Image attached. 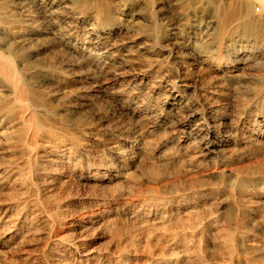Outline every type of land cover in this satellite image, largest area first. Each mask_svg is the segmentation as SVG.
<instances>
[{"label":"bare ground","instance_id":"obj_1","mask_svg":"<svg viewBox=\"0 0 264 264\" xmlns=\"http://www.w3.org/2000/svg\"><path fill=\"white\" fill-rule=\"evenodd\" d=\"M260 1L234 0L233 8L224 11L216 20H211L212 42L221 57L223 50L228 53L233 50L235 61L243 64L258 59L259 50L248 46L238 49L237 44L244 38H254L264 27V17H258L253 11L255 3ZM161 3L160 0H0V146L3 145V149L12 155L10 160L0 162V191L7 188L6 195L10 201L6 205L0 201V233L12 240L36 231L40 209L35 200L26 198V194L36 191L40 195L43 187L51 182L63 183L70 179L75 174V169L70 168L76 151L99 131L94 129L92 123L72 122V110L61 109L60 105L53 103L51 88L66 87L68 80L55 77L53 70L31 60V40L40 33H54L60 29L59 10L62 7L70 8L68 22L71 29L59 37V42L81 54L83 63L88 67L85 77L100 89L103 80L116 76L128 66L117 58L114 49L117 40L142 16L152 22L153 13L161 9ZM12 5L37 8L39 14L44 16L45 26L33 27L31 23L38 22L36 17L27 20L16 17L10 9ZM98 26L102 30L118 27L119 31L110 39L111 35L96 33ZM150 29V36L154 40L152 58L157 63L149 58L143 60L134 56L130 60L140 67L139 71H131L129 79L132 85H145L152 92L162 93L167 98V104L174 105L183 99L188 89L197 92V86L188 73H183L172 64H162L161 60H173V49L170 47L173 40L185 44L189 38L186 35L176 37V32L168 33L158 29L155 24ZM111 40L115 42L113 47L108 45ZM228 63L225 61L211 68L219 72V78L223 81V68ZM233 67L235 72L231 77L239 75L237 71L243 65ZM46 85L53 86L47 89ZM210 98L211 95L201 92L196 102L183 101L180 130L199 138L201 155H216V182L206 188H194L191 194H155V203L151 205L153 208L150 207L147 212L132 211L127 216L143 218L154 224H180V229L168 239L171 258L162 255L156 259L157 264H185L192 259L203 260L206 264H264V162L252 167L233 166L228 173L225 170L227 166L248 159L252 154L264 153V128L250 127L258 132V136L242 140L228 135L224 137L221 130L223 112L210 103ZM253 106L264 119V106L259 97ZM201 110V120L191 127L190 123ZM241 125L245 127V122ZM104 134L107 143L113 144L106 152L107 163L97 165L92 174H80L79 178L99 185H110L121 178L128 179L130 169L141 155L129 157L122 146L115 143L112 132ZM138 135L142 139L144 131ZM43 138H50L51 142L39 150V141ZM241 145L248 148L246 152L228 153L230 148ZM41 152L47 154L48 158L43 159ZM176 156L182 157L179 154ZM44 162L60 166L51 167V170L42 169ZM34 168L36 171H33ZM24 169H28L31 175L27 174L28 171L25 174ZM148 170L154 181L166 179L163 172L154 166L148 167ZM198 170L196 166L188 167L185 175L194 178ZM19 194L25 196L18 197ZM123 195H115L114 202L119 203ZM49 196L45 195L44 198ZM99 203L108 202L103 200ZM121 213L125 214L124 211ZM119 231L117 229V233ZM83 246L78 241L55 242L52 250L58 255L56 262L88 264L91 257ZM97 263H100V259Z\"/></svg>","mask_w":264,"mask_h":264},{"label":"rangeland","instance_id":"obj_2","mask_svg":"<svg viewBox=\"0 0 264 264\" xmlns=\"http://www.w3.org/2000/svg\"><path fill=\"white\" fill-rule=\"evenodd\" d=\"M160 1L161 9L153 13L152 22L142 16L116 43L112 40L108 42L112 47L115 43L117 58L128 66L116 76L103 80L100 89L85 77L88 67L83 63L81 54L59 42V37L71 29V23L68 22L70 8L62 7L59 10L58 19L62 23L60 29L54 33H40L31 40V60L43 68L53 70L55 77L68 80L66 87L48 86L52 87L53 103L60 105L61 109L72 110V122L92 123L94 129L99 131L76 151L70 168L75 169V174L70 179L63 183L51 182L41 188V196L36 191L26 194V198L35 200L40 209L37 229L24 238L12 240L0 233V264H63L56 262L58 255L52 250V245L55 242L73 241L84 245L83 249L91 257L88 264H98L99 259V264H157L156 259L162 255L171 258L168 239L180 229V224H154L155 222L145 221L143 218H129L127 214L132 211H149L155 203V194H191L194 188H206L216 182V155H201L199 138L180 130L184 102H196L201 92L211 95L210 103L223 112L221 130L224 137L228 135L242 140L258 136V132L252 131L250 127L264 128V119L253 106L258 97L264 106V27L254 38H244L237 44L238 49L248 46L260 51L258 59L243 64L235 61L233 50L229 53L223 50L221 57L212 42L211 20H216L224 11L233 8L234 0ZM11 8L16 17L22 20L36 17L38 22L31 23L33 27L45 26L44 16L39 14L37 8L14 5ZM253 11L263 18L264 0L255 3ZM154 24L168 33L176 32V37L186 35L189 38L185 44L178 43L177 39L173 40L170 44L173 60H161L162 64H172L183 73H188L197 86V92L188 89L183 99L174 105H168L167 98L162 93L152 92L145 85H132L129 79L131 71H139L140 67L130 60L134 56L143 60L149 58L157 63L152 58L154 40L149 32ZM118 31V27L102 30L98 26L96 29L97 34L111 35L110 39ZM225 61L229 63L223 68V81L219 78V72L211 68ZM234 65H243V68L238 69L239 75L231 77L235 72L232 70ZM48 87L46 85L47 89ZM199 112L190 123L191 127L201 120L202 110ZM242 122H245V127L241 125ZM140 131H144L142 139L138 135ZM106 132L114 134L115 143L120 144L129 157L134 158L139 153L141 156L130 169L131 176L128 179L121 178L110 185H99L86 178H79V175L92 174L97 165L107 163L106 152L113 144L107 143ZM50 142V138L41 139L39 150ZM247 149L244 145L234 146L228 153L237 154L246 152ZM41 154L44 155L43 159L48 158L47 154ZM177 154L182 157H177ZM11 157L10 152L3 149V145L0 146V162L8 161ZM261 162H264V153L252 154L250 158L227 166L225 170L228 173L230 167H252ZM43 165L42 169L50 170L51 167L60 166H52L48 162ZM151 166L163 172L166 179L154 181L148 174V167ZM191 166L199 168L194 178L185 175V169ZM27 171L28 169H24L23 172L26 174ZM27 174L31 175L30 171ZM7 192V188L0 191V201L5 205L10 202ZM117 194H124L119 203L114 202ZM45 195L50 196L45 199ZM20 196L25 195L19 194L18 197ZM103 200L108 203H99ZM49 221L51 224H48ZM117 229L120 230L119 233ZM185 264L206 262L192 259Z\"/></svg>","mask_w":264,"mask_h":264}]
</instances>
